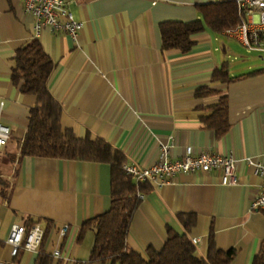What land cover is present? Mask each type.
I'll return each mask as SVG.
<instances>
[{"label": "crops", "instance_id": "1", "mask_svg": "<svg viewBox=\"0 0 264 264\" xmlns=\"http://www.w3.org/2000/svg\"><path fill=\"white\" fill-rule=\"evenodd\" d=\"M220 0H77L71 7L84 27L76 38L45 28L34 32L35 17L21 0H0V121L11 128L5 156L19 152L37 102L33 93L15 84L12 69L19 48L38 37L56 63L49 84L62 103V123L84 137H102L122 150L128 163L151 166L161 145L172 157L211 150L235 153L239 182L224 184L223 172L179 173L165 187L142 193L127 239L129 249L145 254L161 249L173 228L198 238L196 253L204 256L211 234L219 248L234 249L231 264H252L264 241V208L251 209L263 178L264 54L248 49L226 30L209 28L194 35L189 51L162 48L160 24L200 18L198 5ZM228 62L231 82L212 83L214 69ZM209 84L229 97V131L219 137L202 120L200 107L220 95L199 97ZM111 163L28 155L2 161L0 176V260L36 264L37 250L21 246L13 255L8 241L14 224L55 227L44 244L51 264H113L90 261L95 231L83 235L84 222L111 206ZM179 213H193L188 230ZM69 224L66 236L61 228ZM41 243V242H40ZM61 256H55L56 250Z\"/></svg>", "mask_w": 264, "mask_h": 264}, {"label": "trees", "instance_id": "2", "mask_svg": "<svg viewBox=\"0 0 264 264\" xmlns=\"http://www.w3.org/2000/svg\"><path fill=\"white\" fill-rule=\"evenodd\" d=\"M201 17L192 21L170 20L160 24L162 48L191 50L196 40L194 35L210 29L220 33L242 24L247 16L239 9L235 0H220L197 6ZM56 63L46 51L42 41L34 37L17 51L16 63L12 69L15 84L22 81V91L33 93L37 102L33 108L28 130L19 143V152L8 153L9 161L35 155L54 158L105 161L111 163V206L88 220L82 226L83 235L88 229L95 231V243L90 261L110 260L113 264H231L235 258L234 249L219 248L211 234L206 255L196 253V244L187 234H180L173 228L168 230V239L161 249L148 247L145 254L128 248L127 239L132 226L133 215L141 203L139 193L149 192L153 184H137L124 168L128 158L125 153L102 137L78 136L73 128L62 123L63 106L53 95L49 80ZM240 76H232L228 62H223L212 73V83L231 82ZM221 91L209 84L197 88L199 97L219 95ZM229 97L221 94L217 103L202 106V120L222 137L231 126ZM4 179L0 176V185ZM180 220L190 230L197 222L193 213H179ZM55 224L49 220L39 246L36 264H51L52 254L44 244ZM252 264H264V241L255 254Z\"/></svg>", "mask_w": 264, "mask_h": 264}, {"label": "built area", "instance_id": "3", "mask_svg": "<svg viewBox=\"0 0 264 264\" xmlns=\"http://www.w3.org/2000/svg\"><path fill=\"white\" fill-rule=\"evenodd\" d=\"M25 12L35 17L34 32L38 36L45 28L53 31L67 32L76 38L84 27V22L78 19L71 7L77 0H21ZM240 10L247 19L240 25L226 31L239 39L248 49L259 50L264 54V0H235ZM11 138L10 126L0 121V155H4ZM157 162L151 166H139L126 163L124 168L132 176L137 184L150 182L158 188L165 187L179 173L209 172L219 169L223 172L224 184H236L239 182L237 171V157L233 152L224 154L211 150L195 152L192 148L182 157H172L168 146L161 145ZM251 164L256 165L263 178L261 192L254 198L251 209L264 208V162L250 159ZM141 197L144 195L139 193ZM70 225L65 224L60 233L66 236ZM45 229L40 225L14 224L11 228L8 241L14 245L13 255H17L21 246L37 250L43 239ZM198 238L193 242L197 243ZM55 256H61V250L54 252ZM0 264H7L0 260Z\"/></svg>", "mask_w": 264, "mask_h": 264}, {"label": "rangeland", "instance_id": "4", "mask_svg": "<svg viewBox=\"0 0 264 264\" xmlns=\"http://www.w3.org/2000/svg\"><path fill=\"white\" fill-rule=\"evenodd\" d=\"M0 158H2V161H4V162H7L8 161V156H0Z\"/></svg>", "mask_w": 264, "mask_h": 264}]
</instances>
